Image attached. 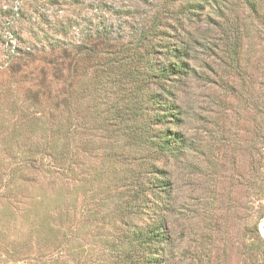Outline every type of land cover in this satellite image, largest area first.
Wrapping results in <instances>:
<instances>
[{"label": "rangeland", "instance_id": "1", "mask_svg": "<svg viewBox=\"0 0 264 264\" xmlns=\"http://www.w3.org/2000/svg\"><path fill=\"white\" fill-rule=\"evenodd\" d=\"M181 1L0 0V264H122L121 223L102 221L104 211L99 220L85 215L101 184L88 192L77 189L61 201L39 176L28 182L29 169L16 168V182L6 189L3 177L11 161L17 166L30 141L41 137L42 119L55 113L53 96L33 99L30 88L45 92L52 84L54 95L55 88L64 93L68 83L74 84V113L90 127L71 142L75 164L80 168L85 160L96 177L108 164L100 115L117 106L132 110L134 84L125 72L142 65L128 58L119 66L118 56L97 45L98 35L115 37L114 51H119L124 46L119 41L136 43L143 32L165 34L163 45L173 44L182 27L198 28L192 54L200 77L176 84V92L187 111L184 131L200 147L188 159L159 160L174 170L181 200L166 212L178 243L172 264H264V0H257V14L238 1L239 15H203L198 23L180 15ZM10 8L21 12L15 22L3 12ZM152 44L139 48L143 59L160 66L170 62L165 50ZM157 90V78L149 76L137 96L146 100L142 107L151 129ZM165 95L170 97L169 88ZM67 204L75 209L71 227L60 210Z\"/></svg>", "mask_w": 264, "mask_h": 264}, {"label": "trees", "instance_id": "2", "mask_svg": "<svg viewBox=\"0 0 264 264\" xmlns=\"http://www.w3.org/2000/svg\"><path fill=\"white\" fill-rule=\"evenodd\" d=\"M238 1L245 2L251 14L259 13L260 6L257 0H183L179 4L182 10L180 15H187L184 20L187 19L190 23H198L203 15H226V13L239 15ZM3 12L13 16L14 22L18 19L15 15H21L20 10L15 11L13 8L5 9ZM180 29L181 33L175 36L176 40L173 44L166 41L163 45L161 37H165V34L143 32L136 43L126 44L119 41L120 44H124L119 51H114L115 37L98 35L97 45L106 48L107 54L118 56L116 60L119 61V66L122 67L128 58L131 62L136 59L142 65L135 63L134 68L138 67L137 71L130 68L125 72L126 78L134 84L129 93L133 96L128 103L132 110L121 112L117 106L111 109V114L100 115L102 128L106 130L107 148L104 158L107 159L108 164L102 171L96 172V177L91 178L90 167L85 160L80 163V168L77 167L71 149V142L79 130L82 129L80 131L82 135L90 128L87 124H82L74 113L73 103L76 101L73 93L74 84L65 85L64 93L58 89L56 91L55 88L54 92L57 94L53 95L54 85H45L44 82L39 85L48 86L50 91L41 92L30 88L31 98L39 99L41 94L53 96L54 111L57 114L51 113L42 119L41 137L36 141H30L26 158L18 160L17 166L13 165L14 167L11 161V165L6 169V176L3 177L6 189L16 182V168L21 172L24 171L23 168L29 169L32 175L31 178L25 176V181L29 178L28 182L35 183L39 176L43 182H47L51 195L57 194V198L61 201L64 196L77 189L83 188V191L88 192L96 184H101L97 199L88 202L89 207L85 206V215L93 216L92 221L99 220L98 215L104 211L102 221L106 220L109 225L121 223L124 228L122 264H172L178 245L173 238L166 212L175 208L181 200L175 193L174 170L171 171L169 166L159 165V160L169 162L171 158L188 159L191 155L197 154L196 148L200 147L196 144V139L184 131L187 111L178 101L179 95L176 92V84L200 77L199 66L196 67L193 63L195 57L192 54L195 50L194 45L199 42L198 35L194 36L198 28L191 31H186L184 27ZM148 44H152L156 50L160 47L165 50L166 57L171 58L167 66L153 63L150 58L143 59L139 48ZM9 54L10 58L15 56L14 53L9 52ZM63 55L66 58L69 53L64 51ZM149 76L157 78L158 90L154 99L159 105L155 126L152 129L142 107L146 100L140 101L137 97L139 92L144 93L145 81ZM168 88L170 97L165 95ZM63 94L64 97L60 98L59 95L63 96ZM91 104H94L93 110L99 109L98 102ZM61 106H64L63 110L60 109ZM91 110L92 107L88 108V111ZM163 120L177 126V130L171 131L169 126L164 125ZM87 139L91 140L92 137ZM119 140L122 143H118ZM184 163L187 166L186 160ZM117 178L119 183L116 181ZM93 196L94 193H91L89 198ZM116 197L119 202L115 203L113 200ZM65 207L60 209L61 215L66 216L65 226L71 227L74 225V217H71L70 212H75V209L71 204ZM257 227L258 225L256 231ZM64 235L68 237L69 232ZM67 240L71 239L67 238Z\"/></svg>", "mask_w": 264, "mask_h": 264}]
</instances>
